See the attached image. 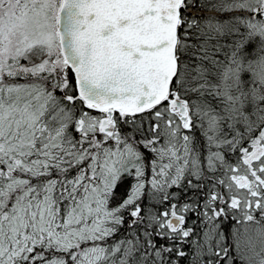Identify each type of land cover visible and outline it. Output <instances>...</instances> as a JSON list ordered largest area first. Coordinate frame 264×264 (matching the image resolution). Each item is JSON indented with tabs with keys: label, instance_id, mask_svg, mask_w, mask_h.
<instances>
[{
	"label": "snow or ice",
	"instance_id": "1",
	"mask_svg": "<svg viewBox=\"0 0 264 264\" xmlns=\"http://www.w3.org/2000/svg\"><path fill=\"white\" fill-rule=\"evenodd\" d=\"M0 264H264V0H0Z\"/></svg>",
	"mask_w": 264,
	"mask_h": 264
}]
</instances>
